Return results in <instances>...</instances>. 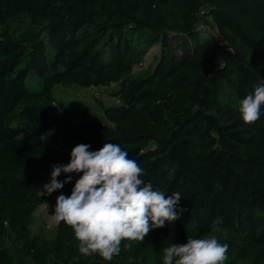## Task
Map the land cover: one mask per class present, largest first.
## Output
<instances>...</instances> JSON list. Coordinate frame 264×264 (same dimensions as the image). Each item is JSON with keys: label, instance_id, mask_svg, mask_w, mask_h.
I'll use <instances>...</instances> for the list:
<instances>
[{"label": "trees", "instance_id": "trees-1", "mask_svg": "<svg viewBox=\"0 0 264 264\" xmlns=\"http://www.w3.org/2000/svg\"><path fill=\"white\" fill-rule=\"evenodd\" d=\"M260 79L264 0H0V264H163L164 248L212 235L226 264H264V108L251 125L239 113ZM57 84L107 85L117 101L98 111ZM105 142L188 209L110 262L82 255L64 222L37 223L79 179L48 196L52 166Z\"/></svg>", "mask_w": 264, "mask_h": 264}, {"label": "clouds", "instance_id": "clouds-1", "mask_svg": "<svg viewBox=\"0 0 264 264\" xmlns=\"http://www.w3.org/2000/svg\"><path fill=\"white\" fill-rule=\"evenodd\" d=\"M239 102V113L245 124H254L264 108V79L252 85ZM80 143L72 149L67 164L52 166L51 180L43 185L50 196L79 176L70 196L56 199L53 220L64 222L74 232L79 252L98 255L105 262L128 250L135 242H143L154 228L174 222L187 208L179 207L181 194L166 195L145 183V170L118 143L105 142L98 150ZM68 174L64 181L61 174ZM229 245L215 235L187 238L183 244L163 249V264H226Z\"/></svg>", "mask_w": 264, "mask_h": 264}, {"label": "rangeland", "instance_id": "rangeland-1", "mask_svg": "<svg viewBox=\"0 0 264 264\" xmlns=\"http://www.w3.org/2000/svg\"><path fill=\"white\" fill-rule=\"evenodd\" d=\"M161 54V43L155 44L147 54L145 62L142 65L136 67V69L140 68H148L151 64H154L157 60V57ZM56 96L59 99L65 100H74L77 103L83 105L92 106L94 109L101 111V105L99 104L98 98H100L106 104L114 103L116 100L115 96L111 95L108 91L107 85H81V84H72V85H64L57 84L56 88ZM40 214L38 218V225H40L43 221H48V226L53 228L57 223L53 220L52 214L47 205H42L39 210Z\"/></svg>", "mask_w": 264, "mask_h": 264}, {"label": "built area", "instance_id": "built-area-1", "mask_svg": "<svg viewBox=\"0 0 264 264\" xmlns=\"http://www.w3.org/2000/svg\"><path fill=\"white\" fill-rule=\"evenodd\" d=\"M202 13H204V10L201 11ZM199 28L202 29V30H207L209 29V24L205 21H200L199 23ZM220 43L221 44H224V41L223 40H220Z\"/></svg>", "mask_w": 264, "mask_h": 264}]
</instances>
